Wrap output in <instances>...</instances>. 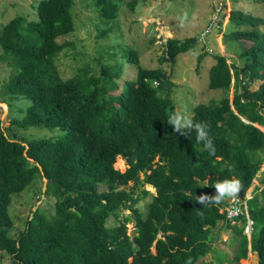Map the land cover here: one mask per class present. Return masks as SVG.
<instances>
[{
  "label": "trees",
  "instance_id": "1",
  "mask_svg": "<svg viewBox=\"0 0 264 264\" xmlns=\"http://www.w3.org/2000/svg\"><path fill=\"white\" fill-rule=\"evenodd\" d=\"M92 1L107 27L99 39L108 37L127 0ZM251 2L264 7V0ZM75 4L42 0L33 19L19 15L0 30V62L12 68L3 94L30 103L7 130L0 119V257L7 254L11 264H241L251 252L264 264V16L233 8L230 28L219 24L223 38L240 48L243 63L214 55L209 89L224 96L196 106L191 117L207 126L214 147L209 152L195 130L185 136L168 124L177 112L172 74L163 66L142 67L135 51L122 55L138 66L133 81L122 58L113 65L100 61L98 74L84 68L61 77L56 60L67 44L58 40L75 31ZM221 8L217 13L214 7L220 20L227 16ZM199 43L200 37L170 39L161 62H175ZM13 126L63 137L26 143L9 133ZM119 157L125 171L115 167ZM37 179L46 180L38 201L52 200L53 207L31 210L20 234L11 237L13 196ZM226 179L239 182L234 197L247 203L235 225L227 218L228 198L205 206L196 201L215 195L213 184ZM149 196L142 211L139 202ZM221 231L229 232L226 248L234 243L233 252L222 253ZM211 253L217 261H207Z\"/></svg>",
  "mask_w": 264,
  "mask_h": 264
},
{
  "label": "rangeland",
  "instance_id": "2",
  "mask_svg": "<svg viewBox=\"0 0 264 264\" xmlns=\"http://www.w3.org/2000/svg\"><path fill=\"white\" fill-rule=\"evenodd\" d=\"M40 1L42 0H0V30L19 15L33 19L36 16L34 10ZM253 1L255 2V0ZM132 2H134L133 8L130 6ZM214 7L219 8L217 13L221 7L224 8L221 14L227 16L222 19L223 21L214 13ZM233 8H241L254 16H264L262 3L252 4L251 0H127L126 3H121L118 22H114L109 36L99 39L100 33L107 27L98 18L93 1L76 0L74 7L75 31L58 40L61 44H67L56 60L59 72L65 80L81 73L84 68H89L90 74H98L100 61L105 65H113L114 61L122 58V55L131 49L138 55L142 67L158 69L163 66L172 74V79L176 84L172 94L176 111L187 113L191 118L196 106L217 102L224 96V91L209 89V69L216 63L214 55L220 53L226 56L229 64H232L233 61L240 65L243 63V60L239 58L240 48L235 43L227 42L218 28L220 22H222L224 31L230 28L229 15ZM212 22H215L213 24L215 29L213 28L211 34L204 36ZM196 37H200V43L195 48L181 54L175 62L170 60L161 62L168 40L185 41ZM243 44L246 48L250 46V42ZM205 52L211 55L200 60V56ZM1 54L2 49L0 48ZM121 62L128 68L127 79L133 81L138 66L123 58ZM123 64L122 66L126 68ZM11 69L6 63L0 62V119L6 130L10 127L12 120L24 117V111L30 104L28 100L14 101L8 95L3 94V87L10 78ZM233 94L234 81L230 93L231 99H233ZM9 133L26 143L44 139L56 140L63 137V134L58 131L36 127L22 130L13 126ZM115 167L125 171L127 163L122 157H119ZM45 182V180L37 179L36 183L22 194L13 196L10 213L15 226L10 232L11 237L13 234L14 236L20 234L31 210L38 206L52 209V200L44 198L38 201L40 190H45ZM255 185L248 192L250 198H252L251 193ZM146 190L155 194V190L150 186H146ZM151 199L152 197L149 196L140 201L139 208L143 211ZM233 199L230 197L227 200L231 202ZM124 214L129 215L131 211L125 210ZM109 223L116 225L114 221ZM128 233L131 236L135 234L134 223L128 225ZM220 238L222 241L220 248L229 251L232 248H226V244L230 240L229 232L221 231ZM230 257L232 258V256ZM212 259L217 261L211 253L208 255L207 261ZM258 260V254L252 253L247 260L241 261V264H258ZM0 264H11L7 254H2Z\"/></svg>",
  "mask_w": 264,
  "mask_h": 264
},
{
  "label": "clouds",
  "instance_id": "3",
  "mask_svg": "<svg viewBox=\"0 0 264 264\" xmlns=\"http://www.w3.org/2000/svg\"><path fill=\"white\" fill-rule=\"evenodd\" d=\"M174 132H179L181 135H187L191 131L195 130L196 140L198 143H202L204 149L212 152L214 150L211 137L208 135L207 126L194 123L187 113L176 112L173 113L168 119ZM215 188V195L196 196V201L205 206L209 203H218L226 198L234 197L240 191V184L235 179H226L213 184Z\"/></svg>",
  "mask_w": 264,
  "mask_h": 264
},
{
  "label": "built area",
  "instance_id": "4",
  "mask_svg": "<svg viewBox=\"0 0 264 264\" xmlns=\"http://www.w3.org/2000/svg\"><path fill=\"white\" fill-rule=\"evenodd\" d=\"M213 26L209 27L207 29V32L205 35L211 34L212 30H213ZM215 29V28H214ZM251 199L250 195L246 196V200ZM242 206L245 207L246 211H247V203L246 201H242L240 198L238 197H234V199L230 202L228 209V214H227V218L229 219V221L232 223V225L237 224V218L239 217V215L242 212ZM252 221L249 219L248 216V224L246 226L245 232L246 234H248L250 236L251 232H252Z\"/></svg>",
  "mask_w": 264,
  "mask_h": 264
},
{
  "label": "crops",
  "instance_id": "5",
  "mask_svg": "<svg viewBox=\"0 0 264 264\" xmlns=\"http://www.w3.org/2000/svg\"><path fill=\"white\" fill-rule=\"evenodd\" d=\"M233 245H234V243H232V245H231L232 248L229 247V248H231V249H229V251H228V250H225L224 252H225V253H227V252H230V253H231V251L233 250ZM251 254H252V253L250 252L249 255H248V258H249V256H250ZM255 254H256V253H255Z\"/></svg>",
  "mask_w": 264,
  "mask_h": 264
},
{
  "label": "water",
  "instance_id": "6",
  "mask_svg": "<svg viewBox=\"0 0 264 264\" xmlns=\"http://www.w3.org/2000/svg\"><path fill=\"white\" fill-rule=\"evenodd\" d=\"M46 181V180H45Z\"/></svg>",
  "mask_w": 264,
  "mask_h": 264
}]
</instances>
